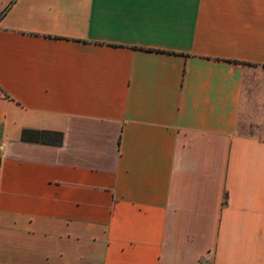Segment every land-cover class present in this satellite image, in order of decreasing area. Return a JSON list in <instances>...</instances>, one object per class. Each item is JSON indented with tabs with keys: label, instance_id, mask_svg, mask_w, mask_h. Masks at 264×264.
I'll return each instance as SVG.
<instances>
[{
	"label": "crops",
	"instance_id": "crops-1",
	"mask_svg": "<svg viewBox=\"0 0 264 264\" xmlns=\"http://www.w3.org/2000/svg\"><path fill=\"white\" fill-rule=\"evenodd\" d=\"M0 87V264H264V0H0Z\"/></svg>",
	"mask_w": 264,
	"mask_h": 264
},
{
	"label": "trees",
	"instance_id": "trees-1",
	"mask_svg": "<svg viewBox=\"0 0 264 264\" xmlns=\"http://www.w3.org/2000/svg\"><path fill=\"white\" fill-rule=\"evenodd\" d=\"M0 90H2L1 87ZM21 138L26 140H36L46 143L59 144L62 141V132L24 128L22 130Z\"/></svg>",
	"mask_w": 264,
	"mask_h": 264
},
{
	"label": "rangeland",
	"instance_id": "rangeland-1",
	"mask_svg": "<svg viewBox=\"0 0 264 264\" xmlns=\"http://www.w3.org/2000/svg\"><path fill=\"white\" fill-rule=\"evenodd\" d=\"M240 129H243L244 131L252 130L251 128H248L247 126L241 125Z\"/></svg>",
	"mask_w": 264,
	"mask_h": 264
}]
</instances>
